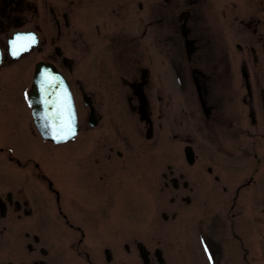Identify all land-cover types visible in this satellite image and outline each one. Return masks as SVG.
Wrapping results in <instances>:
<instances>
[{
    "label": "flooded vegetation",
    "instance_id": "af4514ba",
    "mask_svg": "<svg viewBox=\"0 0 264 264\" xmlns=\"http://www.w3.org/2000/svg\"><path fill=\"white\" fill-rule=\"evenodd\" d=\"M0 51L4 83L43 63L95 111L45 141L0 86V264H264V0H0Z\"/></svg>",
    "mask_w": 264,
    "mask_h": 264
},
{
    "label": "water",
    "instance_id": "95a60500",
    "mask_svg": "<svg viewBox=\"0 0 264 264\" xmlns=\"http://www.w3.org/2000/svg\"><path fill=\"white\" fill-rule=\"evenodd\" d=\"M45 73L48 74V79L50 80L48 83L45 82ZM65 93L71 103L70 112L73 114L75 133H77L76 109L68 85L60 75L41 66V71L36 75L34 86L30 93V104L33 106V115L39 131L46 139L55 142L68 140L58 141L54 138L59 132L60 114L63 111L61 102ZM141 254L145 259L143 249H141Z\"/></svg>",
    "mask_w": 264,
    "mask_h": 264
},
{
    "label": "rangeland",
    "instance_id": "374dc122",
    "mask_svg": "<svg viewBox=\"0 0 264 264\" xmlns=\"http://www.w3.org/2000/svg\"><path fill=\"white\" fill-rule=\"evenodd\" d=\"M14 31V30H13ZM12 31V32H13ZM136 41V40H135ZM134 46V48H135V50L137 49V44H135V45H133ZM106 51V45H105V41L103 40L102 41V52L104 53ZM29 57V58H28ZM26 58H28L27 60H25ZM33 62H34V56L31 54V55H29V56H27V57H25V58H23L22 60H21V62L19 63V64H21V66H22V69H24L25 71H27V72H29L30 71V74L33 72ZM27 63H29L27 66H28V68L26 67V68H24L25 67V65L27 64ZM23 70V71H24ZM6 75L7 76H9V77H16L17 76V72H14V71H9V72H6V73H3V75L2 74H0V86L1 87H4V86H8V87H13V88H15V90L14 91H19L20 89L22 90H24V91H26L28 88H29V86H27L28 84H27V82H22V81H20L19 80V78L16 80V84H14V83H4V81H2V78H4V77H6ZM19 77V76H18ZM75 77V76H74ZM12 84V85H11ZM27 86V87H26ZM25 88V89H24ZM19 96H20V91H19ZM78 104V110H79V114H80V117L82 118V123H83V125H84V127L86 128L87 126H89V124H88V122H87V119H88V116H89V110L84 106V104H83V102H78L77 103ZM2 111H0V113H1ZM3 113V112H2ZM1 113V114H2ZM9 113V112H8ZM9 115L10 116H15L16 114L12 111V110H10V113H9ZM2 117H1V115H0V145L1 144H8V143H10V138L9 137H7V131H6V127L3 125V123H2ZM20 119V118H19ZM20 126H24V120L23 121H20ZM94 133H96V130H90V131H88V130H83V132H82V136L84 137V136H87L88 134H94ZM95 135H92V137H94ZM40 141V140H39ZM38 146H40L41 144H43V141L41 142V143H39L38 142ZM167 145L169 146H172V147H174V144L172 143L171 144V142H169V143H167ZM177 146V145H176ZM175 146V147H176ZM184 146V145H183ZM20 150V149H19ZM26 148H25V146L21 149V151L22 152H26ZM182 150H183V148H182ZM169 152L170 151H168V153H167V160H169L168 158H169ZM184 152H182V159H184ZM172 157V156H171ZM172 158H174V157H172ZM168 164H169V162H168ZM181 164H182V162H181ZM155 187H153V183H151V188H150V192H151V198H150V206H153V204H152V201H153V197H152V195H153V191H155ZM135 196H137V195H135ZM170 197H171V194H169V193H167L166 194V201H167V203H169V199H170ZM175 257H176V255H175V253H172V256H171V259H172V261H174L175 260ZM141 263V262H140ZM134 264H137L136 262H134Z\"/></svg>",
    "mask_w": 264,
    "mask_h": 264
},
{
    "label": "snow or ice",
    "instance_id": "6c2138e0",
    "mask_svg": "<svg viewBox=\"0 0 264 264\" xmlns=\"http://www.w3.org/2000/svg\"><path fill=\"white\" fill-rule=\"evenodd\" d=\"M36 43V39L34 35L28 34V35H21L18 34L14 38L13 41H11L12 47L14 49L13 55L14 56H19L22 52H25L28 50V48ZM45 82L48 83L50 80L48 79V74L45 73ZM61 106L63 108V111L61 112V121H60V126H59V132L58 135L55 136L54 138L57 139L58 141L61 140H67L73 136H75V126L73 123V114L70 112L71 109V103L70 100L65 93ZM207 251V249H206ZM209 259L211 260L212 257L210 256Z\"/></svg>",
    "mask_w": 264,
    "mask_h": 264
}]
</instances>
